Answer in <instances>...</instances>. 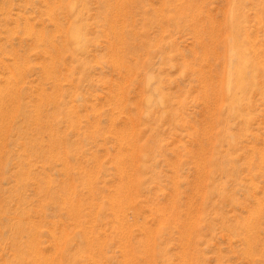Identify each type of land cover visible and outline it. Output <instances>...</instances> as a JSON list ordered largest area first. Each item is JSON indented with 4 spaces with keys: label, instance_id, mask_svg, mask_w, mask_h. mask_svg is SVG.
Returning <instances> with one entry per match:
<instances>
[{
    "label": "rangeland",
    "instance_id": "1",
    "mask_svg": "<svg viewBox=\"0 0 264 264\" xmlns=\"http://www.w3.org/2000/svg\"><path fill=\"white\" fill-rule=\"evenodd\" d=\"M0 264H264V0H0Z\"/></svg>",
    "mask_w": 264,
    "mask_h": 264
}]
</instances>
